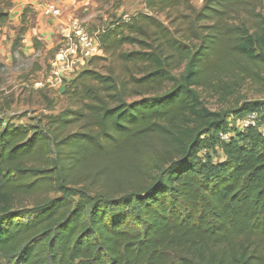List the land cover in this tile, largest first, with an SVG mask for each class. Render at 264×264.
Returning <instances> with one entry per match:
<instances>
[{
    "label": "trees",
    "instance_id": "1",
    "mask_svg": "<svg viewBox=\"0 0 264 264\" xmlns=\"http://www.w3.org/2000/svg\"><path fill=\"white\" fill-rule=\"evenodd\" d=\"M141 4L103 24L64 108L15 123L0 100V264H264V102L223 107L264 94V0Z\"/></svg>",
    "mask_w": 264,
    "mask_h": 264
},
{
    "label": "rangeland",
    "instance_id": "2",
    "mask_svg": "<svg viewBox=\"0 0 264 264\" xmlns=\"http://www.w3.org/2000/svg\"><path fill=\"white\" fill-rule=\"evenodd\" d=\"M191 1L196 6L201 4V0ZM46 3L60 6L61 16L58 19L41 14V6ZM28 6L29 28L17 47H14L13 42L18 35L21 15L18 20L13 14L9 15V22L2 26L0 33V100L10 102V107L1 112V116L4 120L14 118L15 123H25L29 117L48 113L44 110L43 96L56 100L53 113L65 107V98L60 95V88L64 87L65 81H57L51 74V63L62 44L63 36L72 28V21L77 20L78 24L93 34L111 18L127 16L143 9L141 0H82L79 3L74 0H38L35 5L28 3ZM86 66L87 61L82 67ZM200 94L210 109L220 107L215 98L205 91ZM237 100L264 102V94L255 93L254 87L245 83L223 107H232ZM262 112H257V116ZM230 128H237L236 122H230ZM210 155L213 159L220 156L217 151H211Z\"/></svg>",
    "mask_w": 264,
    "mask_h": 264
},
{
    "label": "built area",
    "instance_id": "3",
    "mask_svg": "<svg viewBox=\"0 0 264 264\" xmlns=\"http://www.w3.org/2000/svg\"><path fill=\"white\" fill-rule=\"evenodd\" d=\"M41 14L53 18L61 16L60 6L54 3H46L41 6ZM103 25L93 34L86 31L77 20L72 21V28L67 30L51 63V74L57 81L66 80L77 73L85 62L92 56L102 55L98 41V35L103 31ZM257 113L250 112L236 120L240 130L254 127L257 124ZM227 139L228 134L221 135Z\"/></svg>",
    "mask_w": 264,
    "mask_h": 264
},
{
    "label": "crops",
    "instance_id": "4",
    "mask_svg": "<svg viewBox=\"0 0 264 264\" xmlns=\"http://www.w3.org/2000/svg\"><path fill=\"white\" fill-rule=\"evenodd\" d=\"M37 1L38 0H12L13 6L9 11L10 15L13 14L16 17V19L18 20L19 16L21 15L23 8L28 6V3H32V5H35V3ZM69 1H72V0H64V2H69ZM76 2L79 3L81 1H76ZM29 8H30V6H29Z\"/></svg>",
    "mask_w": 264,
    "mask_h": 264
},
{
    "label": "water",
    "instance_id": "5",
    "mask_svg": "<svg viewBox=\"0 0 264 264\" xmlns=\"http://www.w3.org/2000/svg\"><path fill=\"white\" fill-rule=\"evenodd\" d=\"M63 89H64V87H61V88H60V91L62 92V91H63Z\"/></svg>",
    "mask_w": 264,
    "mask_h": 264
}]
</instances>
